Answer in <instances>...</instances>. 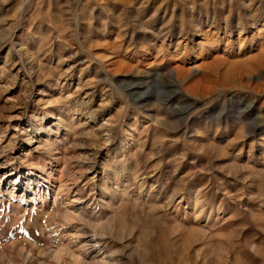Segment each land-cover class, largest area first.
<instances>
[{
    "label": "rangeland",
    "instance_id": "obj_1",
    "mask_svg": "<svg viewBox=\"0 0 264 264\" xmlns=\"http://www.w3.org/2000/svg\"><path fill=\"white\" fill-rule=\"evenodd\" d=\"M0 178V264H264V0H0Z\"/></svg>",
    "mask_w": 264,
    "mask_h": 264
},
{
    "label": "bare ground",
    "instance_id": "obj_2",
    "mask_svg": "<svg viewBox=\"0 0 264 264\" xmlns=\"http://www.w3.org/2000/svg\"><path fill=\"white\" fill-rule=\"evenodd\" d=\"M8 174V173H7ZM28 176H30V174H28ZM6 178V175H3V178ZM1 179V178H0ZM29 182L32 180V179H28ZM43 183H48V179L47 178H43ZM41 184H39L38 182L35 183V186L37 187H40ZM34 187V186H33ZM27 188H30V186L28 185ZM13 195V194H12Z\"/></svg>",
    "mask_w": 264,
    "mask_h": 264
}]
</instances>
